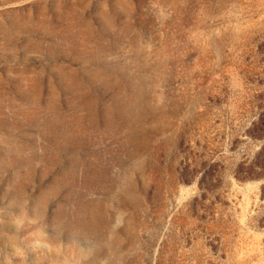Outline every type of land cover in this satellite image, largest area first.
<instances>
[{"label": "rangeland", "instance_id": "rangeland-1", "mask_svg": "<svg viewBox=\"0 0 264 264\" xmlns=\"http://www.w3.org/2000/svg\"><path fill=\"white\" fill-rule=\"evenodd\" d=\"M0 264H264V0H0Z\"/></svg>", "mask_w": 264, "mask_h": 264}]
</instances>
